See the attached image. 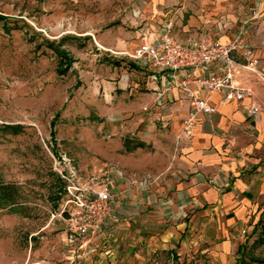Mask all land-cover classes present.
I'll return each mask as SVG.
<instances>
[{
  "label": "rangeland",
  "instance_id": "374dc122",
  "mask_svg": "<svg viewBox=\"0 0 264 264\" xmlns=\"http://www.w3.org/2000/svg\"><path fill=\"white\" fill-rule=\"evenodd\" d=\"M256 1L245 10L244 35L263 62L262 17L249 16ZM149 12V0H0V183L15 201L0 208V264H66L63 243L76 234L59 215L56 168L84 176L124 159L142 175L149 161L160 162L163 150L154 145L170 142L160 134L165 122H149L150 110L131 111L137 93L150 92L149 71L131 57ZM49 43L73 59L63 74ZM126 135L148 147L124 152ZM251 252L264 255L261 247Z\"/></svg>",
  "mask_w": 264,
  "mask_h": 264
},
{
  "label": "crops",
  "instance_id": "0c3cea01",
  "mask_svg": "<svg viewBox=\"0 0 264 264\" xmlns=\"http://www.w3.org/2000/svg\"><path fill=\"white\" fill-rule=\"evenodd\" d=\"M253 1L149 0L146 35L153 37L161 22L172 18L182 41L226 42L239 30L247 32L245 12ZM261 17L259 28L264 13ZM237 22L243 24L235 30ZM257 53L264 56L263 49ZM259 69L264 73V60ZM237 81L254 91L261 110L250 115L247 99L225 101L214 93L209 98L216 112L200 117L187 132L184 94L165 89L162 78L154 84L147 76L150 92H138L131 111L150 110L149 122L164 121L167 127L160 134L170 142L154 145L163 155L159 163L149 161L150 171L142 175L135 173L134 163L117 159L113 168L120 175L113 171V178L124 190L119 219L95 236L65 237L66 264H238L239 251L255 238L252 230L264 208V84L246 70Z\"/></svg>",
  "mask_w": 264,
  "mask_h": 264
},
{
  "label": "built area",
  "instance_id": "2783aa9c",
  "mask_svg": "<svg viewBox=\"0 0 264 264\" xmlns=\"http://www.w3.org/2000/svg\"><path fill=\"white\" fill-rule=\"evenodd\" d=\"M263 1L257 0L250 8L252 19L261 16L260 4ZM244 34L239 30L226 42L182 41L174 32L172 18H168L153 37L142 34V41L134 48L131 57L138 67L149 71L148 78L152 83L156 84L162 78L165 89L176 88L184 94L188 115L183 124L188 132L200 117L216 112V106L209 98L214 93H219L225 101L242 102L247 99L250 115L261 110L254 91L237 81L241 70L264 80V73L259 69L260 59ZM236 53L242 60L237 59ZM162 93L158 92L157 99L162 97ZM56 171L65 182L59 215L67 214L65 221L76 236H95L118 221V201L124 190L118 188L113 171L118 175L120 171L107 164L88 170L84 176L74 167L67 170L56 168ZM245 232L243 230L242 234Z\"/></svg>",
  "mask_w": 264,
  "mask_h": 264
},
{
  "label": "trees",
  "instance_id": "16d2710c",
  "mask_svg": "<svg viewBox=\"0 0 264 264\" xmlns=\"http://www.w3.org/2000/svg\"><path fill=\"white\" fill-rule=\"evenodd\" d=\"M6 18L2 15H0V20H5ZM49 47H51L54 52L56 53L57 57L60 60V66H64L58 69V72L63 74L66 72L68 65H70L73 61L72 57L68 54V52L60 48L57 45H54V43H49ZM52 127L55 125V121L52 120L51 122ZM52 133V132H51ZM122 147L124 152H131L135 150L136 148H146L148 145L140 140L139 138L135 136H124L122 139ZM57 179L60 182V195L62 196L64 194V186L65 182L62 178H60L57 175ZM10 198V199H9ZM15 204L14 199L10 197L9 193V186L7 184H1L0 183V208L5 206H10ZM252 233L255 234V238L248 246H243L240 253V258L238 261V264H264V256H256L254 255L251 250L252 248H262V252H264V208L262 210V213L255 224Z\"/></svg>",
  "mask_w": 264,
  "mask_h": 264
}]
</instances>
